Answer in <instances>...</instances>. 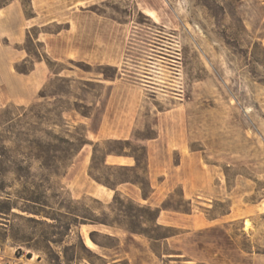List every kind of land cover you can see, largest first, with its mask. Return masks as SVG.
Instances as JSON below:
<instances>
[{
    "label": "rangeland",
    "instance_id": "obj_1",
    "mask_svg": "<svg viewBox=\"0 0 264 264\" xmlns=\"http://www.w3.org/2000/svg\"><path fill=\"white\" fill-rule=\"evenodd\" d=\"M21 1L34 15L29 0ZM72 11L28 29L16 45L26 55L15 67L51 60L33 99L10 101L0 88V210L6 196L20 200L13 149L26 145L25 133L44 142L45 130L75 135L85 128L93 144L64 177H51L47 198L55 207L65 200L73 214L81 201L113 226L79 227L69 217V235L28 258L27 243L16 255L13 234L41 231L14 216L32 215L14 208L0 214V264H55L54 256L62 264L119 257V264H253L264 257V0H95ZM94 144L93 173L115 185L123 205L89 175ZM108 152L132 164H111L109 156L104 163ZM33 165L30 181L38 182L39 163Z\"/></svg>",
    "mask_w": 264,
    "mask_h": 264
},
{
    "label": "trees",
    "instance_id": "obj_2",
    "mask_svg": "<svg viewBox=\"0 0 264 264\" xmlns=\"http://www.w3.org/2000/svg\"><path fill=\"white\" fill-rule=\"evenodd\" d=\"M42 57V58H41ZM37 57V59L45 60L46 64L49 68H51V60L49 58H45V56ZM16 70L19 73L28 74L33 68H21L16 66ZM52 69V68H51ZM41 97H46V95L41 94ZM32 108V107H31ZM30 109V108H29ZM65 110L61 113V118H63ZM84 116L88 117L87 114ZM43 119V118H42ZM67 124V123H66ZM83 127V126H82ZM78 129L79 127H75ZM47 141L42 142L40 139L36 138L31 134H24V140L26 145L18 144L13 150H16L18 156L14 161V173L16 175V181L20 185V190L17 191V198L20 200H16L13 203L10 198L6 196L4 199V203L6 204L3 210H0L1 215H9L12 213V209L16 208L21 212H25L28 215L32 216H24L21 214H14V216L24 220L27 223H34L36 229L40 228V234L38 236H29L21 230L22 234H20V230L13 234V243L16 246V255L19 256L23 254L22 245L19 243H27L25 246L29 252L26 254L28 258L32 257V251L42 252L43 248L52 249L51 245L59 244L61 240L65 236L69 235V231L71 230L72 222H67L69 217H74L75 225H105V226H113L111 222L107 219L106 214L103 212L101 215H98L94 212L91 207L85 206L81 201L78 202L80 204L79 213L73 214L68 206L65 205V200H61L54 204H57L58 207L52 205V202L47 198L48 190L52 189V185L50 183V179L53 176L64 177L67 174V170L71 167L73 160L79 154L81 149L87 144H93L87 138L85 128H82V131H77L75 135H72L70 130L65 131V135L61 133H54L53 131H46ZM112 143L122 144L123 140H110ZM98 144H94V151L91 160V167L89 170V175L98 183L108 187L111 190L115 191L113 196L112 203L123 205V200L121 199V195L116 191L115 185L108 179H103L98 177L93 173V164L95 160L96 148H98ZM5 147H0V173L4 172L3 162L1 158L5 157L4 152ZM113 155L112 152H108L105 155L104 163H106V159L108 156ZM117 156H127L123 154H117ZM34 162H38V170L40 173V180L38 182L30 181L34 175H32V169L34 168ZM121 169H126L128 166H119ZM129 181H123L122 183H127ZM136 185H139V182H134ZM63 189V187H61ZM141 189L142 186H141ZM0 192H4L3 186H0ZM146 199L147 195L142 194ZM53 197H59L57 191H52ZM93 199V198H91ZM19 201L22 202L20 205ZM98 201V200H96ZM158 210L159 208H155ZM147 210L150 211V207H147ZM37 217V218H36ZM66 219V220H64ZM6 226H2L4 228V232L8 235V228ZM46 228L51 229V234L45 231ZM14 231V229H13ZM145 234L144 232H141ZM146 235V234H145ZM37 237V239H35ZM90 238L95 242L93 238V232L90 233ZM79 239L81 244V249L85 251H89L88 248L84 244V239L81 233H79ZM32 241L34 242L32 244ZM0 249H2V245H0ZM55 264H62L59 256H54L51 258ZM90 264H96L88 260ZM103 264H107L103 263Z\"/></svg>",
    "mask_w": 264,
    "mask_h": 264
},
{
    "label": "crops",
    "instance_id": "obj_3",
    "mask_svg": "<svg viewBox=\"0 0 264 264\" xmlns=\"http://www.w3.org/2000/svg\"><path fill=\"white\" fill-rule=\"evenodd\" d=\"M29 3L34 13L31 16L25 14L21 0H7L0 4V88L4 90L8 100L26 103L33 99L34 94H37L44 85L50 73L44 61H36L33 70L28 74L17 72L15 62L25 58L26 54L17 49L16 45L23 42L28 29L59 21L61 17L72 15V9L75 7L90 6L95 3V0H29ZM96 136L98 137L99 133H96ZM108 159L109 163L114 165L132 164L131 158L126 156H109ZM152 187L154 196L158 193V188L153 183ZM110 191L114 192L111 189ZM90 194L94 195L95 192H90ZM139 195L136 191V196ZM144 201L149 202L150 198ZM150 204L155 203L150 202ZM163 212H160L157 220L160 225H167L161 220ZM247 224L245 222V228L248 229L250 223L249 227ZM211 225L214 224H207L209 227ZM122 259L124 258L119 257L107 264H119ZM262 261L264 257L255 256L253 264H262Z\"/></svg>",
    "mask_w": 264,
    "mask_h": 264
},
{
    "label": "bare ground",
    "instance_id": "obj_4",
    "mask_svg": "<svg viewBox=\"0 0 264 264\" xmlns=\"http://www.w3.org/2000/svg\"><path fill=\"white\" fill-rule=\"evenodd\" d=\"M146 14H147L148 16H150L151 18H153V19L156 18V16H155L154 13H152V12H147ZM86 237H87V236H86ZM85 243H86V245H87L88 247L92 248L93 243H92V241H91L89 238L86 239ZM99 249H100V248H99Z\"/></svg>",
    "mask_w": 264,
    "mask_h": 264
}]
</instances>
